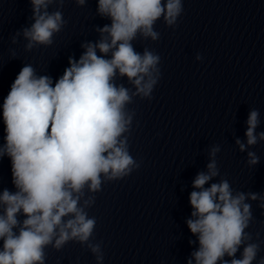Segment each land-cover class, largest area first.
Returning <instances> with one entry per match:
<instances>
[{
    "label": "clouds",
    "instance_id": "1",
    "mask_svg": "<svg viewBox=\"0 0 264 264\" xmlns=\"http://www.w3.org/2000/svg\"><path fill=\"white\" fill-rule=\"evenodd\" d=\"M31 3L35 22L23 33L28 49L51 44L53 33L64 23L59 11L41 12L51 0ZM77 3L83 5L85 0ZM97 11L111 24L99 29L101 39L88 43L78 61L69 59L70 66L54 86L50 77L38 76L31 65H25L4 99L5 142L0 158H10L16 190L0 193V264H45L46 246L52 244L59 250L70 240L88 242L96 221L84 211L91 201L80 205L85 190L98 192L102 180L125 177L139 167L123 136L132 123L126 106L132 95L150 97L159 77L160 57L147 49L143 54L136 52L131 42L138 33L157 40L154 23L163 16L167 25H174L183 5L181 0H98ZM110 51L111 58H105ZM117 71L135 86V93L130 95L128 88L114 83ZM258 116L257 110L249 113L247 145L257 143ZM260 139L264 140V133ZM237 144L245 150L239 140ZM217 151L218 147L213 148L211 156ZM248 156L250 165L258 163L254 152ZM207 168L193 181V187L200 190L190 194L194 219L187 225L200 245L192 253L195 264H253L259 245L244 246L240 259L235 254L251 219V206L245 200H255L257 195L233 196L226 180L204 188L218 175L214 159ZM89 247L93 253L100 252L99 244ZM226 255L232 259L223 260ZM102 258L98 255L97 261Z\"/></svg>",
    "mask_w": 264,
    "mask_h": 264
}]
</instances>
